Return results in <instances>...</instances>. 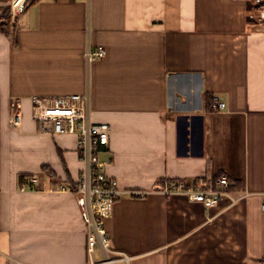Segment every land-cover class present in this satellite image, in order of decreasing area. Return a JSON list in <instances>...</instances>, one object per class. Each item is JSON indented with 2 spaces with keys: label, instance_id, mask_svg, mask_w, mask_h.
Listing matches in <instances>:
<instances>
[{
  "label": "crops",
  "instance_id": "1",
  "mask_svg": "<svg viewBox=\"0 0 264 264\" xmlns=\"http://www.w3.org/2000/svg\"><path fill=\"white\" fill-rule=\"evenodd\" d=\"M10 6L0 2V21ZM261 17L255 0H32L11 17L0 30V264H103L60 190L83 169L77 138L32 115L35 97L87 92L91 121L112 130L106 174L148 193L124 196L106 221L112 264H264ZM98 47L106 56L88 65ZM22 176L36 187L22 191ZM222 178L236 203L161 192L164 180Z\"/></svg>",
  "mask_w": 264,
  "mask_h": 264
},
{
  "label": "built area",
  "instance_id": "2",
  "mask_svg": "<svg viewBox=\"0 0 264 264\" xmlns=\"http://www.w3.org/2000/svg\"><path fill=\"white\" fill-rule=\"evenodd\" d=\"M32 0H11L12 17L24 12ZM262 11L261 21L264 25V0H255ZM103 47L88 48L86 60L88 65L106 56ZM32 115L39 124L41 131L57 136H74L77 138L79 159L83 164L74 185L61 186L60 190L75 196L81 217L84 221L88 236V252L90 257L96 249L105 254L103 264H112L116 260L110 257L109 238L106 232V221L113 216L114 206L124 196L143 199L148 195L144 191L128 192L120 188L116 178L106 174V164L100 160V152L107 148L111 139V127L108 124H96L91 121L90 92L84 95H68L62 97L32 99ZM226 107L218 98H214L212 108L222 110ZM22 115L17 103L10 111V125H21ZM36 177L26 178L21 186L22 191L35 188ZM161 192L166 196L182 195L191 202L215 207L222 200L229 198L237 202L229 191V181L222 178L215 188H209L203 181L187 182L185 180L162 182ZM264 210V205H263ZM121 260L129 263L130 258L125 254ZM93 264V263H92Z\"/></svg>",
  "mask_w": 264,
  "mask_h": 264
},
{
  "label": "trees",
  "instance_id": "3",
  "mask_svg": "<svg viewBox=\"0 0 264 264\" xmlns=\"http://www.w3.org/2000/svg\"><path fill=\"white\" fill-rule=\"evenodd\" d=\"M11 0H0L1 3H7L10 2ZM11 17H12V12H11V6L7 9L4 10L3 15H2V20L0 21V30L5 31L8 25L11 22ZM209 108H211V103L209 104ZM26 176L21 177V184L23 181L26 179ZM230 186V183H229Z\"/></svg>",
  "mask_w": 264,
  "mask_h": 264
}]
</instances>
